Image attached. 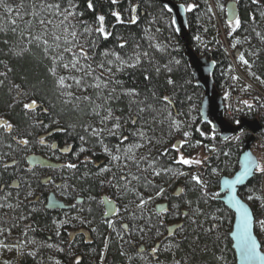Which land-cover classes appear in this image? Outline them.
<instances>
[{
  "label": "trees",
  "instance_id": "trees-1",
  "mask_svg": "<svg viewBox=\"0 0 264 264\" xmlns=\"http://www.w3.org/2000/svg\"><path fill=\"white\" fill-rule=\"evenodd\" d=\"M43 1L50 3L58 2L66 5V0H6V3L12 7L13 12L11 14L5 13L3 8H0V25H3L6 29L0 32V61L3 62L0 63V72L7 73L6 77L0 76V80L4 81L3 84H0V119L6 120L14 125L11 133L0 130V196L8 193L4 190L12 187L15 180L19 181V187H12L11 191L13 193L11 192L12 195L8 203H12L13 205L20 204V202L13 198L19 191H21V194L22 192L27 194L28 191H33V193L37 192L35 193L36 196L40 193L43 195L38 203L33 202L36 197H32L33 195L28 196L27 204L23 208L18 209L17 212H15L17 207L13 209L7 207L0 208V210H15L13 211L14 214L18 217L19 221L24 223L22 226L19 225V227L14 225L7 226L3 230L6 232H15L17 235L23 236L27 229L29 233L28 237L58 245L64 251H55L53 254L63 264H74L75 258L80 257L79 253L82 256L80 264H98L97 260L102 255L100 242L99 244L95 243L90 246L87 244L84 236L79 234L72 239L73 231H78L79 228L85 227L86 225H63L61 226L59 235L55 236L51 234V231L56 230L54 222L61 220L63 211L49 210L45 207L47 192L45 190L46 188L40 183L41 172H39L38 167L31 168L27 162V158L31 154H41L44 156L47 153L49 154L52 148L51 145L54 143H57V146L63 149L68 147L70 149V155L65 157L61 163L64 165L74 163L77 167L75 169L61 167L62 170L59 173L65 182L64 192L76 198L83 197L84 203L81 206L86 207L89 218H92L96 222L99 220L100 215L96 199L100 198L102 194L111 195L117 199L116 192L117 190H121L120 186L123 180L121 179L122 174L120 171L116 170L100 174V170H97L88 160V153L86 151L82 154L79 153L81 130L72 129L71 127H82L85 113L90 111V109L92 110L93 107L89 104L88 106H83L79 112L72 113V104H66L56 92L53 77L49 72L48 64L45 62L40 48L35 46L33 44L34 42L29 43L32 37L31 33H35V29L32 25L31 30L33 31H29L28 18L23 21L20 16L29 13L31 9L38 11L40 9V3ZM174 1L179 4L182 3L185 6L188 4H195L197 6L192 12H186L189 42L198 56L206 59L211 64L213 70L210 78L215 88L222 95L220 90L230 83L228 76L230 67L232 66L230 56L227 54L225 47H217V45L215 51L210 53L206 48V51L201 54L199 49L202 43L197 47L194 40L196 34L204 31L201 26H198L196 20L197 15L205 9V4L199 0ZM74 2L78 5L75 11L77 13H83L82 16L78 17L79 23H77V20L71 21V23L77 25L76 30L79 33L83 32L82 25L84 24L95 27V18L98 15L105 16L106 30L112 33V36L108 40H103L95 36L88 37L81 35L79 37H86L84 41L87 45L86 51H89V49L94 50V54L90 57L91 59L89 61L93 66L98 64L97 61L103 57L101 53L105 50L115 51L124 59L135 56L137 53H148L147 57L141 56L140 65L134 69H125L112 75L103 74L105 80L112 79L121 81L120 84L109 85L110 88L115 87L116 94L119 95V99L109 100L110 107L115 116L122 118V135L128 137V140L124 141L121 146L128 142L136 141L137 138L132 134L139 129L144 131L148 141L150 140L151 143L155 144L154 147L158 148L153 154L156 153V157L163 163V167L168 166L169 163H173L172 160L168 159V154L170 152L174 153L172 146L167 145L165 141L164 144L160 142L165 140V136L163 135L166 132V129L163 128L161 123L166 122L167 111H171L174 117H185L184 115L188 112L192 103H195V105L201 108L197 111L198 118L192 129V140L194 142L199 141L203 145H215L220 148H223L228 143L227 140H222L219 130L215 129L213 133L214 124L211 121V123H208V120L203 117V88L197 84L193 69L185 54L186 42L181 32H174L176 45L173 49L169 48L164 52L158 51L155 45H152V42L149 40V34H157L160 36L163 33L162 40L164 42L168 41L167 34H164L162 31V22L159 19V15H162L163 12L167 14L169 19H173L172 11L168 12L165 5L159 0H118L116 4H112L111 0H92L94 10L87 8L88 0H74ZM20 3L25 8H19ZM33 5L36 7L33 8ZM206 5L208 6V4ZM238 5L241 27L229 34L230 29L227 26V41H233L238 35L243 36L244 33H247V26L249 28L250 24L257 25L262 31V37H264V0H257L255 3L253 0H239ZM18 8L19 14H17ZM133 8H135L134 12L132 11ZM112 11L120 12L124 23H117L111 15ZM133 15L137 17L135 24L129 22ZM252 15L255 17L254 22H251ZM12 20L16 21L15 32L10 30L13 27L11 24ZM158 27L162 29L160 30ZM212 32L214 33V30L211 29L210 33ZM260 39L264 41V39ZM89 40L97 41L94 47L86 42ZM241 40V48L243 51L248 46L246 45L247 41L245 39L241 38ZM256 42L261 44L259 39ZM120 43H125L124 49L118 47ZM150 45L152 46L150 47ZM260 46H263L259 49L260 53L255 58L253 56H248V58L253 62L255 75L264 80V42ZM15 53L21 54L16 55ZM175 60H179L180 63H174ZM165 65L171 68L170 72L165 69ZM157 67L161 69L159 73L155 71ZM8 68L12 69V71L9 72ZM145 76L149 78L145 79ZM169 79L173 80L174 83L171 85L168 84L167 81ZM14 85H19V89L14 87ZM132 88L139 95L134 98L137 103L130 105V98L120 95V93L123 90ZM231 90L234 94H239L237 88ZM153 93L156 95L153 96ZM105 94L107 96L108 93L105 91ZM239 95H241V98H246V95L243 96V93ZM163 96H168L172 101L167 111H163L164 104L161 99H158V97ZM94 98L97 105L102 102V98L98 99L96 96ZM32 99L37 101V109L35 112H27L23 108V104L30 102ZM148 105H151L156 111L149 109L147 107ZM138 107L145 109L139 118L137 117ZM177 113H180V115H177ZM57 116L61 118V125L55 124ZM243 117L250 119L258 118L263 125V130L258 135L264 137V104L259 99L255 98V101L252 102V108H248L246 105L242 110H235L231 116L225 114V118L232 124H237L236 122L240 121ZM125 119L128 120L127 123H124ZM131 119H137V123L132 124ZM42 124L48 125V127L44 128ZM57 129H66V131H58ZM196 129H199L205 135L201 136L200 132L196 131ZM213 135L215 138H213ZM13 137L17 139L27 138L30 144L27 147L19 146ZM40 137L45 138L46 143L44 145L37 143ZM248 137L249 134L235 145L230 150L229 156L226 159V162L231 164L236 171L240 167L239 160L243 152V142ZM176 138L181 137L177 135ZM103 140H106L110 147H115L120 143L119 136L106 137ZM95 143L96 141H91L89 138L91 147ZM165 151H167V155H164ZM13 161L16 163L12 167H9L7 170L3 168L4 164H10ZM220 180L219 178H214L207 183L208 185L205 191L210 194L208 197H202L201 190L198 186L195 190L189 192L190 195L187 194L189 196L186 197L191 201V207L189 210H184H187L190 216L196 215L197 219L195 222H186L185 225H168L170 204L166 202L168 204L167 210L158 212V203L155 205V211L152 214L153 218H149V223L147 221L148 218H144L142 224H145V232L139 231L140 227L137 229L134 226L137 222H133L132 225L129 224V229H123V235L127 239H130V243L123 242L121 244L116 242L108 250V255L113 258V264H237L236 254L230 238L235 216L220 200V197L217 199L211 198L212 193L219 192L220 188L218 186ZM263 184L264 173L257 172L250 183L241 190L240 194L242 196V193L247 190L249 195L253 194L255 190H259L261 194ZM16 189H19L18 192H15ZM185 195L186 193L183 191L180 196L178 195L179 199H183ZM259 196L262 198V195ZM251 206L256 217L255 229L258 235L259 215L256 208L253 205ZM197 209L199 210L198 212H201L200 214H198ZM222 210L227 212L231 219L229 232L221 229L220 224L222 222L220 223L217 220L219 217L216 214ZM262 211L264 212V207ZM129 214L125 219L126 223H129ZM160 232H163V236L158 237ZM141 235L144 236L142 240L140 238ZM96 239L101 241L98 235H96ZM142 241L153 246V248H158L155 257L149 251L146 254H138L136 249L131 247V243L137 244ZM170 244V250H163ZM262 245L264 246V243ZM73 251H75V255H73ZM89 253H92V260L88 258ZM49 259V253L42 252L34 257L29 255L24 256L20 264H49ZM143 259H147V263H141Z\"/></svg>",
  "mask_w": 264,
  "mask_h": 264
},
{
  "label": "rangeland",
  "instance_id": "rangeland-1",
  "mask_svg": "<svg viewBox=\"0 0 264 264\" xmlns=\"http://www.w3.org/2000/svg\"><path fill=\"white\" fill-rule=\"evenodd\" d=\"M202 3L205 4V9L203 10V12H201L200 14H198L197 16V24L198 26H201V28H203V32L198 33L194 36V40L196 42V46L199 47L200 43H203V41L205 40L206 43H215L218 46L221 47H225L226 49V45L228 44L231 48L233 43H236L237 46L236 48H233V51L236 50H240L242 51L241 48V44H242V40L241 38L245 39L246 45L248 46L247 48H244V50L242 51L245 59H247L249 61V64L251 65V67H249L248 65H244V73L245 75L250 79V81L252 82L249 83H245L243 86L238 85V83L240 82V78H239V74L237 73L238 70L235 68V66L232 64V66L230 67L229 70V79H230V83L228 86L222 87V89L220 90L222 93V97L225 101L224 105H225V110H226V115L227 116H231L232 114H234L235 110H242L245 108L246 104L244 103V101H248L249 104L252 105V102L255 101V98L259 99L261 101V103L264 104V83H261L260 80L262 79H256V75H252V73H254L253 71V62H251L248 58V56H253L254 58L260 53V46L261 44L263 45V40H261L260 38H262V31L261 29L254 24H250L249 28L247 26V33H244L243 36L242 35H238L234 38L233 41H227V12H226V8H227V4L231 1H236L238 2L239 0H199ZM179 2H182V0H179ZM41 3H50L48 1H43ZM40 3V4H41ZM22 3H20L21 5ZM182 4V3H181ZM208 4V6L206 5ZM221 6L223 8V10L221 9ZM25 8V6H24ZM34 8V7H33ZM211 9V11H208V9ZM36 9H31L32 12H34ZM26 13L22 16H20L21 19H23V21H25L26 18H28L27 20H29L28 23V29L29 31H33L32 29V25L34 26L33 28L35 29V33H31L32 36L35 35H40L43 33V27L39 24V19L38 18H34L32 15V12ZM35 12H40V18H47L49 20L53 21V24L48 25V32L49 34L44 36V39H47L49 41V44H52V47L48 50V53L45 54L44 52V45L41 42L39 46H37V44L34 42L33 44L37 47L40 48L43 57L45 59V62L48 64L49 69L53 66H55L57 68V76L63 75V76H69V75H73V76H81L82 73L76 72V71H68L63 69L60 65L59 62L56 65H53V58L56 57L58 54L63 55L65 57L64 59V63L68 62V59L70 58V56L72 55L71 53H66L63 51V43L61 40V47L60 48H56L55 43H53V36L51 35L52 32H55L57 35H61L63 33V29L62 28H55L54 26L56 24H59L60 18L59 17H53L52 15H49L45 12H43L41 9H39L38 11ZM160 20L162 22V31L164 32V34H167V38L168 41L162 40V34L160 36H158L157 34H149V40L152 42V45H161L162 47H164V51L170 49H173V47H175L176 45V38L174 36V27L172 26V19H169V17L167 16V14L162 12V15L160 14ZM255 21V17L252 15V21ZM176 27V25H175ZM158 29H160V27H158ZM160 29V30H161ZM214 30V33H210V30ZM159 31V30H158ZM246 31V30H245ZM257 33H259V35H257ZM196 37H199L200 39L197 40ZM68 39H71V37H68ZM80 39V44H82L85 48V50L87 49V45L85 44V40L86 37H81ZM258 39L260 40L261 44H258L256 41H258ZM237 41H239V43H237ZM205 44V43H203ZM206 47H208L207 45H204ZM257 46V47H256ZM201 47V44H200ZM217 47L215 48V50L217 49ZM256 50H255V49ZM214 50V51H215ZM77 48L74 46L73 47V52H76ZM227 51V49H226ZM88 55H91L89 57H92L94 54V50L93 49H89ZM227 54L229 55V53L227 52ZM104 58L102 57L101 59H99L97 61V63H99L101 60H103ZM238 62L242 65L243 63L239 61ZM81 63L83 64L84 61L81 60ZM90 63V62H89ZM238 63V64H239ZM92 67L94 69H96L97 74H100L101 72H103V70L97 69V64L96 66ZM116 72H121V71H116V67L113 66V73L115 74ZM51 74V73H50ZM103 74L105 75H112L109 74L107 72H103ZM255 74V73H254ZM236 76L239 79L237 80H233L232 77ZM53 77V76H52ZM55 77H53L54 80V87L56 89L57 94L59 95V97H61V99L65 102L66 100L69 101L70 104H72L73 106V111L72 113H76L79 112V110H81V108L83 106H88L89 104L95 108L97 103L95 102V98L94 96H96V90L92 89V88H79L77 89L75 87V85H73V87L71 89H69L70 91H72L73 96L72 97H68L66 95L62 96L60 91L57 90L56 86H55ZM89 82L91 81V78H88ZM66 83L68 84H72L71 80H67ZM236 85L239 86V88L242 89L243 92V96L246 95V98H242L241 102L234 100L235 96L233 95L232 100H228L230 99V97H228L229 92H231V89H235ZM111 88L109 87V89H105L103 95L106 96L105 91L108 93L109 90ZM220 94V92H218ZM227 93V99H225V94ZM108 95V94H107ZM84 96H89L91 98V101H86L83 99ZM205 96V92L202 89V98H204ZM75 97H80L79 100H76ZM96 98H98L96 96ZM102 98V102L99 103L98 105H101L102 107L97 108V111L100 112V116H97L95 114V112L93 111V109L88 112L85 113V117L84 119V123H82V127L79 126H72V129H80L81 130V136L85 137V141H81L80 140V148L84 147L86 149H90L91 146L89 144V138L91 141H96L95 145L93 146L95 152L98 153H103L106 155V157H108V167H110L113 171H120V173L122 174V176L127 177V179H131V174H136L138 176H142V177H147L148 180H150L152 182V184L158 187H164L166 189L165 194L160 196V197H156L155 196V191L157 189L151 188V187H144L142 186L143 181L137 182V181H131V183L129 184V187H135L136 190L141 193L143 195V197L145 199H147L149 196H152L154 199L152 201H150L147 205L146 208L143 212H141L140 210H138L135 207V203H138V200L136 198V196L133 193H125L123 191V189L121 188V190H117L116 194H117V199H118V203H119V213L120 214H129L130 216V220L129 223L126 224H130L132 225L133 222H137L134 224V226L138 229L140 227V229H143V231L145 232L144 226L145 224H142L144 218H148V223H149V218H153L152 214L155 211V205L158 203H166L168 202L170 204V211H169V215H168V225H174V224H184L186 222H195L197 217L196 215H182L183 214V210L187 209L189 210L191 207V203L189 204V198L186 196H189V192H191L192 190H195L197 186H194V182H189L190 181V175L192 173H197L199 175H201L202 179L204 181H206V183L210 182L211 179L214 178H219L221 179V177L223 176H232L236 173V170H234L233 166L231 164H228L226 162L227 157L229 156V152L230 150L233 149V147L235 145H237L247 134H248V129H244L240 132H238L237 134H235L232 137H238V139H232V137L230 139L227 140L228 143H226L223 148L215 146V145H208V144H197V142H194L192 140L193 138V126L195 125V122L197 120V111H199L201 108L198 107L197 105H195V103H192L190 105V108L188 110V112L184 115L185 117L183 118H178V117H174L182 122H184L185 127L182 128L180 131H175L174 129H170L169 127V121L168 119L166 120V122H162L161 125L163 126L164 129H166L165 134H161L163 136H165V140H162L160 142H162V144H164V141L166 142L167 145L172 146L173 144H180L181 141H183L185 138L183 136V131H188L190 132V137L188 138V142L189 144L192 145H196L194 147H189L188 145H185L183 148L180 149V152L185 156V157H199L203 163L199 166L193 165L191 167L189 166H180V165H175L174 163H169L168 166H171L174 168V170L176 172L179 171H185L187 173H189V175L186 176H161V177H154L151 175V171H144V169L147 168L148 162L152 161V160H157L158 161V165H157V170H159L160 167H163V163L156 157V153H154V151L158 150L157 147H154L155 144L151 143L150 140L148 141L147 138H145L144 140L139 139L138 137L136 141H132V142H128L124 145L121 146V148H124L130 144L133 143H141L143 145V147L140 148H135L133 149V154L135 156V161H133L132 159H124L123 158V153H116L115 151V147H110L109 144H107L106 140H104V144H106L109 149L113 152V154L115 155H121L122 159L116 162H112L110 163V157L103 152L102 146L97 143V138L92 137L91 136V128H103L104 125L101 124V117L106 115V112L104 111L105 108L110 107V102L109 101H105L103 99V97H99L98 99ZM228 100V101H227ZM231 101V102H230ZM231 103V105L234 107L233 112H228L229 109V104ZM67 104V103H66ZM94 104V105H93ZM258 119V118H257ZM61 118L59 116H57L55 124L56 125H61L60 121ZM82 122V121H81ZM240 122V121H239ZM111 121H109L108 123V127H111ZM81 124V123H80ZM238 124V123H237ZM88 128L89 130L86 132L85 129ZM177 135H180L181 138H176L175 137ZM257 136V135H256ZM106 137H111L108 135L107 132L104 133L103 135V139ZM147 139V140H146ZM256 139V138H255ZM161 144V145H162ZM97 145V146H96ZM160 145V146H161ZM96 146V147H95ZM264 146V145H263ZM79 148V149H80ZM214 149V150H213ZM161 150V149H160ZM253 152L259 157L260 159V164L262 166H264V149L262 150L263 152H258V150L253 149ZM79 153H83L80 152ZM224 153H228L227 156L224 155ZM180 153H177L176 151L170 152L168 154V159L173 161L174 157H177ZM140 157H146L145 160H141ZM226 162V165H225ZM215 168L217 171L215 173L212 172V169ZM260 172V171H257ZM106 173V172H105ZM103 173V174H105ZM125 183V181L123 180L121 182V185H123ZM208 185V184H207ZM183 188L184 192L186 193L185 197L183 199H179V196H176L175 193L179 190ZM218 188H220V183ZM47 190L51 191V192H57L55 191V189H53V187H48ZM262 193L260 194L259 190H255V192L253 194H250L253 199L249 200L248 197L250 196L248 193V190L246 192L242 193V197L244 199H246L247 202H249L251 205H253V207L256 208V211L259 215V220H258V226H259V233L258 236L260 238V240H263L264 242V227H261L260 225V221L264 220V212L263 207H264V184L262 186ZM251 192V191H249ZM33 193V191H32ZM37 193V192H35ZM33 193L32 197H36V194ZM189 194V195H187ZM262 195V198L259 196ZM57 196L63 200H66L67 202H72V201H68V199L66 198V193L63 192H58ZM174 205H178L179 208L174 209ZM177 211L180 214H177ZM201 212H198V214H200ZM216 215H218L217 217H219L217 220L220 221V228L223 230H226V232L230 231V226H231V219L230 216L227 212L225 211H219ZM135 217V218H133ZM63 222V223H62ZM66 224H72V225H77V226H85L90 224L89 221V216H88V211L86 209L85 206H81V205H76L75 206V211L72 214H65L64 216H62V219L58 222H55V227L56 230L51 231V234L53 235H57V232L60 231L61 226L66 225ZM57 225H60L59 227H57ZM146 225H148L146 223ZM150 225V224H149ZM124 229V228H123ZM232 230V229H231ZM140 231V230H139ZM148 231V230H147ZM25 233H28L27 229L25 230ZM24 233V234H25ZM158 233V232H156ZM49 234V233H48ZM50 234V235H51ZM28 235H17L15 232H8L6 233V235L4 236H0V241L7 243V244H16L17 246H19L20 244H23L24 247L22 249L23 251V255H21L20 252H17L15 250L13 251H8L7 249L4 248H0V264H4L5 261L8 262V264H20V261L23 260L24 256L28 255L27 253L29 252H35L36 255L42 253V252H48L49 256H50V263L49 264H55L56 260H59L57 258L56 255H54L53 253L56 251H58L56 248L53 249H49L47 248L46 244H49L46 241H39L37 239L34 238H30L28 237ZM163 236V232L159 233L158 237ZM2 237V238H1ZM141 240L144 239V236L141 235L140 236ZM29 241H35V243H30ZM52 244V243H51ZM58 246V245H57ZM171 248V244L168 245L167 247H165L163 250H170ZM76 253L77 250H75ZM75 251H73V255H75ZM35 255V256H36ZM30 256V255H29ZM79 258L80 260L82 259V256L79 253ZM34 257V256H33ZM89 257L91 258V256L89 255ZM88 257V258H89ZM147 263V259H143L141 261V263ZM98 264H108L109 260L107 257H104V255L102 254L100 256V258L97 260ZM60 264H63L60 262Z\"/></svg>",
  "mask_w": 264,
  "mask_h": 264
},
{
  "label": "snow or ice",
  "instance_id": "snow-or-ice-1",
  "mask_svg": "<svg viewBox=\"0 0 264 264\" xmlns=\"http://www.w3.org/2000/svg\"><path fill=\"white\" fill-rule=\"evenodd\" d=\"M118 2V0H111L112 4H116ZM253 2H257V0H253ZM24 5L21 4L19 6V8H23ZM33 7H36L35 5H33ZM40 9L49 14L52 15L53 17H59L60 21L59 24H56L54 27L55 28H62L63 29V33L62 36L61 35H57L55 32H52L51 35L53 36V43H55L56 48H60L61 47V40L63 43V51L66 53H71L72 55L70 56V58L68 59L67 63H64V59L65 57L63 55L58 54L56 57L53 58V65H56L59 62V65L68 71H76L79 73H82L81 76L77 77V76H73V75H69V76H57V68L55 66L51 67L49 69V72L51 73V75L53 77H55V86L57 88L58 91H60L61 95L64 96H68V97H72L73 93L72 91H70L69 89H71L73 87V85H75V87L77 89L79 88H92L96 90V96L99 97H103V99L105 101H109V100H115V99H119V95L116 94V88L112 87L107 96H104V90L105 89H109V85L110 84H120L121 81L118 80H112V79H108L105 80L104 76H103V72H107L109 74L113 73V66L116 67V71H123L125 69H134L136 68L138 65H140L141 63V56L143 57H147L148 53L144 52V53H137L135 56H130L127 59H124L119 53L115 52V51H108L105 50L104 52L101 53V55L104 57L103 60H101L98 64H97V69L103 70V72H101L100 74H97L96 69H94L92 67V63H89L90 61V57L88 56V52L85 50L84 46L82 44H80V39L79 37L81 35H85L88 37H92L95 36L97 38H101L103 40H108L109 37L112 36V33L106 30L105 27V16L104 15H98L95 18V23L96 26L92 27L89 26L87 24L82 25L83 28V32L79 33L76 30L77 25L71 23L72 20H77V23H79L78 17L82 16L83 13H77L75 11V9L78 7V5L74 2V0H66V5H62V3H41L39 5ZM179 7L181 9H183L185 12H192L197 6L195 4H188L187 6H185L184 4H180ZM0 8H3L5 13H9L11 14L13 12L12 7H10L7 3L6 0H0ZM19 8L17 9V14H19ZM87 8L89 10H94V5L92 0H88L87 2ZM165 8L167 9L168 12L172 11V8L168 7V5H165ZM221 9L223 10L222 6ZM132 11H135V8L132 9ZM208 11H211V9L209 8ZM32 15L34 18H38L39 19V24L43 27V33L40 35H35L31 37V40L29 41V43L35 42L37 44V46L40 45V43L42 42L44 45V52L45 54L48 53V50L52 47V44H49V41L47 39H44L43 37L48 35V25L53 24L52 20H49L47 18H40V12H32ZM111 15L115 18L117 23H124L120 12L118 11H112ZM132 24H135L137 22V17L135 15H133L131 17V20L129 21ZM31 23V22H29ZM172 26L174 27V31L175 32H179L180 28L179 27H175L176 25V19L173 18L172 19ZM11 24L13 25V27H11V31L15 32L16 31V21L12 20ZM227 26L230 29V33L235 32L237 29H239L241 27V20L238 16L235 15V13L229 9V19L227 20ZM5 27L3 25H0V32L5 31ZM257 35H259V33H257ZM68 37H71V39H68ZM197 40H199V37H196ZM262 39H264V37H262ZM90 46L94 47L96 44V40H89L86 41ZM237 43H239V41H237ZM77 48L76 52H73V47ZM152 45H150L151 47ZM237 44L233 43L232 47L236 48ZM118 47L120 49H124L125 48V43H120L118 45ZM155 48L158 51H163L164 47H162L161 45L157 44L155 45ZM16 55H20L21 53H15ZM238 59L240 62H242L244 65H248L249 67H251V65L249 64V61L247 59H245L243 53H240L238 56ZM81 60L84 61V63H81ZM0 63H3L2 61H0ZM171 63V62H170ZM174 63L179 64L180 61L179 60H175ZM5 67H7V65H5ZM165 69L167 71H171V68L167 65L164 66ZM160 68L157 67L155 69V71L157 73L160 72ZM8 71H12V69L8 68ZM7 73L6 72H0V76H5L6 77ZM252 75H255L254 73H252ZM91 78L92 82L88 81V78ZM148 76H145V79H148ZM233 80H237L239 79L236 76L232 77ZM256 79H260V77H256ZM67 80H71L72 84H68L66 83ZM261 83H264V80H260ZM4 81L0 80V84H3ZM168 84H173L174 81L169 79L167 81ZM14 87H16L17 89H19V85H14ZM120 95L126 96L130 98V105L133 103H137V101L134 99L135 97H138L139 93H137V91L132 88V89H127V90H123ZM156 94L153 93V96H155ZM76 100H79L80 97H75ZM84 100L86 101H91V98L89 96H84L83 97ZM158 99H161L163 104H164V109L163 111H167V108L169 105H171L172 101L170 100V98L168 96H163V97H158ZM225 99H227V93L225 94ZM65 103H69V101H65ZM244 103L247 105L248 108H252V105L248 103V101H244ZM102 107L101 105H96L95 108H93V111L95 112V114L97 116H100V112L97 111V108ZM149 109H151L152 111H156V109L152 108L151 105L147 106ZM23 108L25 110H27V112H35L37 109V101L35 99L30 100V102H26L23 104ZM144 108L142 107H138L137 109V117L139 118L140 114L144 112ZM46 111V110H45ZM104 111L106 112V115L101 117V124L104 125L103 128H91V136L97 138V143H99L102 146L103 152L106 153L109 157H110V163L112 162H116L122 159L121 155H115L113 154V152L109 149V147L104 144V140H103V135L105 132L108 133L109 136H119L120 139V143L117 144L115 146V151L116 153H123V158L124 159H132L133 161H135V156L133 154V149L135 148H140L143 147V145L141 143H133L130 144L124 148H121V144H123L124 141L128 140L127 136L122 135V123H121V117H117L114 115V112L112 110L111 107H107L104 109ZM177 115H180V113H177ZM166 119H168L169 121V127L170 129H174L175 131H180L182 128L185 127L184 122L176 119L173 117L172 112L171 111H167V116ZM109 121H111V127H108V123ZM128 120L125 119L124 123H127ZM131 123L132 124H136L137 123V119H131ZM208 123H211L210 121H208ZM236 123H240L239 121H237ZM42 126L44 128H47L48 125H43ZM14 129V125L6 120L0 119V130H3L6 133H11ZM58 131H66V129H57ZM89 129L86 128L85 131L87 132ZM196 131L200 132V135L203 136L205 135V133H203L202 131H200L199 129H196ZM215 132V126L213 125V133ZM29 135H31V133H29ZM133 136L138 137L141 140H144L146 138V134L144 131L142 130H137L136 132H134L132 134ZM183 136H184V140L181 141L180 144H173L172 145V149L174 151H176L177 153H180L177 157L173 158V163L175 165H180V166H199L203 163V161L197 156V157H185L181 152L180 149L183 148L185 145H188L189 147H194L196 145H192L189 144L188 142V138L190 137V132L188 131H183ZM213 138H215V136L213 135ZM13 139L16 141L17 145L22 146V147H27L30 144L29 139L27 138H20L17 139L16 137H13ZM79 139L81 141H85V137L84 136H80ZM224 139H229L228 137H225ZM232 139H238V137H232ZM37 143H39L40 145H44L46 143L45 138L44 137H40L39 140L37 141ZM200 142L197 141V144H199ZM9 147H11V145H9ZM52 148H55L56 145H51ZM87 149L84 147H81L79 149L80 152H85ZM214 150V149H213ZM63 152L67 153L70 151V149L68 147H65L64 149H62ZM167 151H165L164 155H167ZM225 156L228 155V153H224ZM87 159V158H86ZM141 160H145L146 157H140ZM15 164V161H13V164H4L3 168L5 170H7L9 167H12ZM157 165H158V161L157 160H152L150 162H148L147 168L144 169V171H151V175L154 177H161V176H186L189 175V173L185 172V171H179L176 172L174 170L173 167L171 166H165V167H160L159 170H157ZM64 167H66L67 169H75L77 167L76 164L74 163H68L66 165H64ZM256 168L258 171H260L261 173H264V166H262L261 164L257 163L256 161L252 160L251 157L246 156L245 157V161L244 164L242 166V170L236 174L235 178L232 180H228L225 179L223 180V185L228 187L230 190H232L233 192L235 191V186L241 184V182L245 179V177H247L252 168ZM112 169L108 166L102 167L100 169V174H103L105 172H110ZM217 170L215 168L212 169V172L215 173ZM122 180L125 181V183L123 185H121L120 187L123 189V191L125 193H133L137 200L138 203H135V207L140 210L141 212H143L146 208V205L152 201L154 198L152 196H149L147 199H145L143 197V195L141 193H139L136 188L133 187H129V184L131 183V181H143L142 186L144 187H151L154 189H157V186L152 184V182L150 180L147 179V177H142V176H138L136 174H131V179H127V177L122 176L121 177ZM190 183L194 182V186H198L199 189L201 190V195L202 197H208L210 194L208 192L205 191L206 187H207V183L206 181H204L201 177V175L197 174V173H192L190 175ZM15 187H19V185H15ZM166 189L164 187H158V189L155 191V196L156 197H160L162 195L165 194ZM184 191L183 188H181L177 193H175V195H180V193H182ZM12 193L8 192L3 196H0V208H4L7 207L9 209H13L14 207H18V205H13L12 203H8L9 197H11ZM33 193L32 191H28L27 196H32ZM220 197V193H212L211 194V198L212 199H217ZM228 202L231 204V206L235 209L236 213L238 214L237 217V221H236V230L232 233L233 238L236 240V247L239 249V253H240V259L242 261V264H264V255H262L259 251L258 248L260 247L257 244L256 239L253 237V235L251 234V221H252V216L249 214L248 208L245 207L244 204H242L239 200L236 199L235 195H230L228 196ZM249 200H252L253 197L250 195L248 197ZM188 203L190 204L191 201H188ZM49 207H56V205L52 202H49ZM174 209L179 208L178 205H174L173 206ZM33 211H35V209H33ZM199 210L197 209V212ZM177 214H180L177 211ZM105 215H107V213H105ZM182 215L187 216L188 213L185 212ZM135 218V217H133ZM21 219H23V217H21ZM213 219H215V217H213ZM55 223V222H54ZM63 223V222H62ZM261 227H264V220L259 222ZM60 225H57V227H59ZM111 226V225H110ZM123 228L125 230L128 229L127 225H123ZM140 231H143V229H139ZM4 230L0 229V233H2ZM93 231H95V229H93ZM24 235H27V233H25ZM57 235H59V232H57ZM30 243H35V241H29ZM49 249H53L56 248L58 251L63 252L64 249L63 248H59L57 245L54 244H46L44 245ZM107 247V245H105ZM24 245L20 244L19 246H17L16 244H7L4 243L2 241H0V248H4L7 249L8 251H17L20 252L21 255H23V249ZM158 251V248L154 247L152 248V253L155 254ZM30 256H35L36 253L35 252H29L27 253ZM4 264H8L7 261L4 262ZM55 264H60L59 260L55 261ZM74 264H80V258L77 257L75 258Z\"/></svg>",
  "mask_w": 264,
  "mask_h": 264
},
{
  "label": "water",
  "instance_id": "water-1",
  "mask_svg": "<svg viewBox=\"0 0 264 264\" xmlns=\"http://www.w3.org/2000/svg\"><path fill=\"white\" fill-rule=\"evenodd\" d=\"M162 2L164 5H168V7L172 8V13L174 18L176 19V25L177 27L180 28L181 35L183 39L185 40V54L191 64V67L193 69V73L196 77L197 84L200 85L205 92V96L203 99L202 103V114L203 117L207 120L209 116V108L214 106L211 110L212 114L214 115V120L213 124L215 126V129L220 131V136L222 140L226 141L224 139L225 137L231 138L238 132L248 129L250 131L249 137L245 139L243 142V152L241 154L240 160H239V169L236 171V173L233 176H223L220 180V200L225 204V206L234 214L235 220L233 224L232 231L230 233V238L232 240V246L236 254V260L237 264H242V261L240 259V253L239 249L236 247V240L233 238L232 233L236 230V221L238 214L236 213L235 209L231 206V204L228 202V196L230 195H235L236 199L239 200L242 204L245 205V207L248 208L249 214L252 216V221H251V234L253 237L256 239L257 244L260 246L258 248V251L264 255L263 247H262V242L259 239V236L256 233V217L254 210L252 206L247 202L240 194L241 190L245 188L250 181L255 177L257 173L256 168H252L250 174L245 177V179L241 182V184L235 186V191L233 192L230 190L228 187L223 185V180L228 179L232 180L235 178L236 174H238L242 170V166L245 161V157L249 156L251 157L252 160L256 161L257 163L260 164V160L258 156L253 152L252 146L255 142L256 135L263 130V125L260 122L259 119H250L248 117H243L240 120V123L238 124H232L229 122L224 115V99L223 97L218 93V90L215 88V85L213 81L210 78V74L212 73V66L210 63L207 62L206 59L201 58L198 56L196 51L191 47L190 42H189V30H188V20H187V14L186 12L179 7V3H177L174 0H159ZM229 9H231L236 16L240 17V11H239V5L238 2L236 1H231L227 4L226 12H227V20L229 19ZM236 56H239L240 50H237L235 52ZM228 140V139H227ZM57 147V143H54ZM27 162L31 168H36V167H41L43 169H60L61 167L64 166L61 162H57L54 160H51L44 155L41 154H31L27 158ZM16 163V162H15ZM10 163V165H12ZM53 176L48 175L44 176L41 179V183L44 186H47L51 181H52ZM61 184V183H60ZM15 185H19V181L15 180V182L12 184V187H15ZM180 190V189H179ZM178 190V191H179ZM177 191V192H178ZM176 192V193H177ZM181 194V193H180ZM178 196V195H176ZM40 196L38 195L33 202H37ZM104 203H105V208H106V213L107 215L105 216L106 218H111L114 215H116L118 208H117V203L115 200L109 198L108 196L103 197ZM49 202H52L56 205V207H49ZM76 203L78 205H81L84 203V198L83 197H78L76 199ZM47 209L49 210H67L70 209L72 206L68 204L65 200L59 198L57 196L56 192H50L48 195V201L46 205ZM168 209V204L167 203H159L157 207L158 212H163ZM184 213L188 211L184 210ZM78 233L83 234L86 236L87 240L90 241L91 235L85 231V229L82 227L78 229ZM148 251V247L145 243H141L138 246V253L143 254Z\"/></svg>",
  "mask_w": 264,
  "mask_h": 264
},
{
  "label": "flooded vegetation",
  "instance_id": "flooded-vegetation-1",
  "mask_svg": "<svg viewBox=\"0 0 264 264\" xmlns=\"http://www.w3.org/2000/svg\"><path fill=\"white\" fill-rule=\"evenodd\" d=\"M213 107L214 106L209 108V116L207 117L208 118L207 120L211 121L212 123H213V120H214V115L211 112ZM93 148L94 147L92 146L90 149L86 150V152L88 153V160L97 168V170H100L102 167L108 166V164H109L108 157H106V155L103 154V153L95 152V150ZM62 149L63 148H61L60 146L59 147L57 146L55 148H51V150L49 151L50 153L49 154L47 153V155H45V157H47V158H49L51 160L57 161V162H61V161H63L65 159V157H68L70 155V151L65 153V152L62 151ZM62 168L61 169H43L41 167H38V169L40 170L39 172H41L40 183H41V179L44 176H48V175H52L53 176L52 181L47 186H44L41 183L42 186H44L46 188L45 190L47 192L45 207L47 205L48 195L51 192V191L47 190V188L49 186L53 187V189H55V191H57L56 193H58V192L66 193V192H64V190H65V182H64V180L62 179V177L60 176V173H59L62 170ZM11 190H12V187L7 188L4 191L13 193V191H11ZM18 190L19 189H16L15 192H18ZM20 192L21 191L16 193L15 194L16 196H13V198H15L18 202H20V204H18V207L15 209L16 211L15 210H11L10 211V210H5V209L4 210H0V229H5L7 226L10 227V226H13V225L16 226V227H19V225L22 226L24 224L22 221H19L18 217L13 212V211L17 212L18 209L23 208L28 202L27 194L23 193V192L21 194ZM38 195L40 196V198L38 199L37 202H34V203H38L41 200L42 196H43L42 193H40ZM66 196H67L66 198L68 199V201H72V202L69 203L66 200L65 201L68 204H70L72 207L70 209H67V210H61V209L60 210H55V211H63V214H61V219H62V216H64L65 214H72L75 211V206L77 205L76 204V199H77L76 197H74L71 194H69V195L66 194ZM104 196H108L109 198L115 200L116 203H117L118 211H117L116 215H114L111 218H106L105 217L106 216L105 215L106 208H105V203H104V200H103ZM9 198H11V197H9ZM96 202H97V207H98V209L100 211L99 220L96 222L92 218L91 219L89 218L90 224H88L85 227H83L85 229V231H87L91 235L90 241L89 242L86 241V242L90 246H92L95 243L99 244V242H100V247H101V252H102L101 254H103L104 257L108 258V260H109L108 264H113V258H111L108 255V252H109L108 250H109L110 246L113 243H116V242L117 243H121V244H123V242L130 243V239H127V237L125 235H123V225H127L128 229H129V224H126V220H125L128 217V213L127 214H120L119 213L118 200L115 197H112L111 195L102 194L100 196V198L96 199ZM66 225H71L72 226V224H66ZM26 226H28V224H26ZM93 229H95V231H93ZM6 233H8V231L6 232L4 230L0 234H1V236H4V235H6ZM77 234H79L81 236H84V238L87 240L86 236L83 235V234L78 233V231H73L72 239ZM96 235H98V237L101 239V241L96 239ZM141 243H145L147 245V247H148L149 253H151L153 255V253H152L153 246H150L149 244H147L144 241L139 242L137 244L136 243H131V247L135 248L137 253H138V246ZM105 245H107V247ZM89 255L91 256V258L89 257L90 260H92V253H89L88 256ZM154 257H155V254H154Z\"/></svg>",
  "mask_w": 264,
  "mask_h": 264
},
{
  "label": "built area",
  "instance_id": "built-area-1",
  "mask_svg": "<svg viewBox=\"0 0 264 264\" xmlns=\"http://www.w3.org/2000/svg\"><path fill=\"white\" fill-rule=\"evenodd\" d=\"M203 43H205V44H203ZM203 43L201 44V47H200V49H199V52L201 53V54H203L205 51H206V48L208 49V51L211 53V52H213L214 50H215V48H216V45L217 44H215V43H206V41L204 40L203 41ZM204 45H207L208 47H206V46H204ZM226 49H227V52L229 53V56H230V58H231V60H232V64L235 66V68L238 70V74H239V78H240V82L238 83V85H240V86H243L244 85V82L245 83H247V82H249V83H251L252 84V82L250 81V79L245 75V73H244V64H240L239 62H238V59L234 56V53H233V48H231L228 44L226 45ZM239 63V64H238ZM243 84V85H242ZM248 84V83H247ZM238 85H236V88L238 89V92H239V94L240 93H243L242 92V89L241 88H239V86ZM235 88V89H236ZM239 94H234L233 93V91H231V92H229V94H228V97H230V99H228V100H231V101H234V100H236V101H240L241 102V95H239ZM233 95L235 96V98H234V100H232V97H233ZM227 100V101H228ZM230 101V102H231ZM233 110H234V107L231 105V103L229 104V109H228V112L230 113V112H233ZM248 133H249V131H248ZM264 137H262L261 135H258L257 134V136H256V139H255V142H254V144H253V149H255V150H258V152H263L262 150L264 149ZM262 242H263V240H261ZM264 243V242H263ZM263 251H264V247H263Z\"/></svg>",
  "mask_w": 264,
  "mask_h": 264
},
{
  "label": "bare ground",
  "instance_id": "bare-ground-1",
  "mask_svg": "<svg viewBox=\"0 0 264 264\" xmlns=\"http://www.w3.org/2000/svg\"><path fill=\"white\" fill-rule=\"evenodd\" d=\"M233 176V175H232Z\"/></svg>",
  "mask_w": 264,
  "mask_h": 264
}]
</instances>
